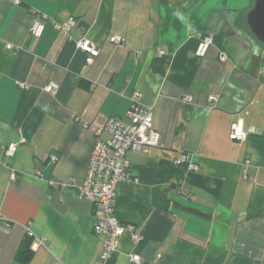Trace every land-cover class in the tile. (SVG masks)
Instances as JSON below:
<instances>
[{
  "label": "crops",
  "instance_id": "obj_1",
  "mask_svg": "<svg viewBox=\"0 0 264 264\" xmlns=\"http://www.w3.org/2000/svg\"><path fill=\"white\" fill-rule=\"evenodd\" d=\"M254 4L0 0V264H134L132 254L143 264H264V43L248 21ZM70 17L69 32L57 26ZM35 20L46 24L39 38ZM201 33L214 36L204 56ZM80 38L100 48L92 63ZM51 82L58 89L46 90ZM135 91L162 146L127 152L138 181L119 184L115 214L140 241L125 231L103 259L106 237L94 232L80 183L97 140L110 138L107 119L130 122ZM234 122L246 140L230 138ZM182 153L197 169L176 163Z\"/></svg>",
  "mask_w": 264,
  "mask_h": 264
},
{
  "label": "built area",
  "instance_id": "obj_2",
  "mask_svg": "<svg viewBox=\"0 0 264 264\" xmlns=\"http://www.w3.org/2000/svg\"><path fill=\"white\" fill-rule=\"evenodd\" d=\"M76 19L70 17L68 21L57 26L69 32L75 25ZM46 24L42 20H35L31 26L32 34L39 38L44 33ZM111 41L120 43L121 38L118 35L111 36ZM214 36L212 33L199 34V44L197 54L204 56L207 54L210 46L213 44ZM79 49L87 53V63H92L100 52L99 46L95 45L89 39L80 38L76 42ZM11 46V45H10ZM163 53V51H161ZM24 88L26 84L20 83ZM58 89V84L51 82L46 86V90L54 91ZM142 93L135 91L132 96V103L127 111V117L130 122H125L118 116H111L107 119L101 130L109 133L107 140L98 139L91 153L85 178L80 183L82 195L92 202L95 206L94 232L106 237L102 258L106 259L117 249L119 238L125 231L133 233L134 243L140 241V236L135 233L134 224H123L115 214V198L117 188L120 183L138 181L130 169L127 160V152L147 150L151 147L162 146L161 137L153 126V109L146 106L141 101ZM190 100V96L186 97ZM217 96L210 95L209 101L214 102ZM85 126H89L85 124ZM101 130H98L100 132ZM248 137V132L244 126L238 122L231 125L230 138L235 141H244ZM18 144L9 145L5 152L12 155L17 151ZM52 158L56 159L55 156ZM177 164L187 163L188 168L195 170L197 166L188 161L186 154L182 153L176 159ZM11 178L16 179V173L12 172ZM75 180V179H74ZM131 261L134 264H143L139 254H132Z\"/></svg>",
  "mask_w": 264,
  "mask_h": 264
},
{
  "label": "water",
  "instance_id": "obj_3",
  "mask_svg": "<svg viewBox=\"0 0 264 264\" xmlns=\"http://www.w3.org/2000/svg\"><path fill=\"white\" fill-rule=\"evenodd\" d=\"M248 21L259 41L264 43V0H255L254 7L248 15Z\"/></svg>",
  "mask_w": 264,
  "mask_h": 264
},
{
  "label": "trees",
  "instance_id": "obj_4",
  "mask_svg": "<svg viewBox=\"0 0 264 264\" xmlns=\"http://www.w3.org/2000/svg\"><path fill=\"white\" fill-rule=\"evenodd\" d=\"M29 252L28 250L26 251V253Z\"/></svg>",
  "mask_w": 264,
  "mask_h": 264
}]
</instances>
